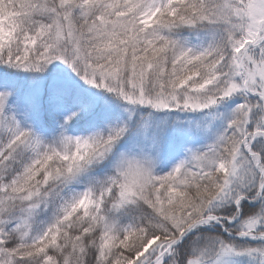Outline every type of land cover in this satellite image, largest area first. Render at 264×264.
<instances>
[{
	"label": "snow or ice",
	"instance_id": "6c2138e0",
	"mask_svg": "<svg viewBox=\"0 0 264 264\" xmlns=\"http://www.w3.org/2000/svg\"><path fill=\"white\" fill-rule=\"evenodd\" d=\"M0 264H264V0H0Z\"/></svg>",
	"mask_w": 264,
	"mask_h": 264
}]
</instances>
